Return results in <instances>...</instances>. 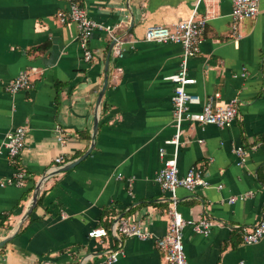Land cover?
Returning <instances> with one entry per match:
<instances>
[{"label":"crops","instance_id":"1","mask_svg":"<svg viewBox=\"0 0 264 264\" xmlns=\"http://www.w3.org/2000/svg\"><path fill=\"white\" fill-rule=\"evenodd\" d=\"M97 23L116 26L123 42L116 56L113 41L100 31L88 40L92 60L83 59L75 23L59 21L64 0H0V144L7 132L23 127L25 145L16 163L0 153V264L103 263L166 264L156 238L166 233L170 195L155 182L164 160L176 156L178 174L191 166L204 172L210 186L175 192L185 219L203 216L214 223L210 233L183 229L188 264H264V236L243 243L264 210V0L258 15L230 34L231 0H201L198 16L207 18L200 52L188 61L195 79L187 85L199 102L222 106L236 99L238 116L226 127L184 122L176 149L171 97L182 56L175 43L144 40L147 27L170 26L188 18L198 0H77ZM110 51L108 71L105 61ZM35 71H32V70ZM27 70L31 88L8 93L4 86ZM107 76L106 87L98 96ZM94 121L96 134L92 135ZM64 140H57V127ZM202 140V142H199ZM90 153L75 167L54 172ZM241 146L243 161L236 155ZM163 149V155L159 149ZM62 162L56 163V157ZM15 167L26 174L14 180ZM45 177L41 203L27 214L36 184ZM217 185H222L217 188ZM252 193L229 203L232 196ZM140 221L151 237L89 238V230L112 220Z\"/></svg>","mask_w":264,"mask_h":264},{"label":"built area","instance_id":"2","mask_svg":"<svg viewBox=\"0 0 264 264\" xmlns=\"http://www.w3.org/2000/svg\"><path fill=\"white\" fill-rule=\"evenodd\" d=\"M68 3L66 11L58 12L59 21L61 23L73 22L77 27L78 42L82 50L83 59L87 62L92 60L93 54L88 46V40L94 31L106 33L113 41L112 52L120 57L121 47L123 42L114 37L113 31L116 26L100 24L92 20L86 10L81 7L77 0H64ZM198 3L193 7L188 18L178 21L170 26L154 25L146 28L144 32V40L154 43H175L182 47V56L178 70L167 77L174 83V91L171 97L173 106V124L175 133L173 137L167 141L173 144L177 149L180 144V135L184 122H195L201 125H216L218 127H226L230 125L238 116V104L236 99H231L228 103L222 106H215L213 99L218 97L215 93L208 101H206L199 112L189 111L188 105L199 102V97L189 93L186 86L193 84L195 79L189 75L188 61L200 52V41L204 33L207 18L198 16ZM260 0H231L230 12V34L236 40L240 37L238 26L241 22L254 19L258 15ZM32 71H35L34 69ZM31 72V71H30ZM27 70H22L10 82L4 86V90L8 93H15L20 90H28L31 88V83L28 79L29 73ZM59 142L64 140V131L61 127H57ZM26 130L23 127H17L7 132L5 139L0 144V153L2 148L5 149L9 160L16 163L17 157L21 154L25 145ZM202 142V140H199ZM159 154L163 155V149H159ZM236 155L244 160L246 152L241 147L236 148ZM56 163L62 162V158L56 157ZM14 180L16 185L24 186L26 174L20 167H15ZM155 182L160 186L163 192L170 195V204L166 210L169 216V225L167 231L162 236L156 238V247L163 252L166 264H188L183 244V229L190 226L194 233L208 235L214 226V223L203 216L198 220L185 219L177 210V199L175 192L178 188H183L187 191H193L196 188H206L210 186L204 176V172L197 166H191L189 170L182 176L178 174L177 160L174 155L171 158L164 160L162 167L155 174ZM221 188L222 185H217ZM252 192L246 194L232 196L228 202L233 203L236 200H243ZM243 243L253 244L258 242L264 236V210L259 220L250 228H243ZM89 238L102 239L110 236L136 238L139 240H147L151 237L150 232L145 229L140 221H132L126 218H116L112 220L109 226L97 227L88 231ZM122 254L121 248L110 250L104 257L103 263H114ZM92 259V255L83 257L80 264L88 262Z\"/></svg>","mask_w":264,"mask_h":264},{"label":"water","instance_id":"3","mask_svg":"<svg viewBox=\"0 0 264 264\" xmlns=\"http://www.w3.org/2000/svg\"><path fill=\"white\" fill-rule=\"evenodd\" d=\"M113 45V44H112ZM109 56H110V51L108 52L107 56H106V61H105V72L108 71V61H109ZM106 81H107V76L105 77L104 79V85H103V88L98 96V102L100 101L101 99V96L104 92V89L106 87ZM96 131H97V121H94V124H93V129H92V135L94 137V135L96 134ZM93 145H94V142L91 143V146L90 148L87 150V152H85L82 156H80L79 158L69 162V163H66L65 165H63L61 168L55 170L54 172L52 173H55V172H64V171H67L73 167H75L80 161H82L91 151V149L93 148ZM46 176L42 177L41 180L36 184L35 186V189H34V192H33V196H32V200H31V204L29 206V209L27 211V214H30L33 210V208L36 206V203H37V200L39 198V194H40V190H41V186H42V183L44 181ZM7 242V239L3 240L2 242H0V246H2L4 243Z\"/></svg>","mask_w":264,"mask_h":264},{"label":"trees","instance_id":"4","mask_svg":"<svg viewBox=\"0 0 264 264\" xmlns=\"http://www.w3.org/2000/svg\"><path fill=\"white\" fill-rule=\"evenodd\" d=\"M41 200H42V196L40 195L39 198H38V200H37L36 206L41 203Z\"/></svg>","mask_w":264,"mask_h":264}]
</instances>
